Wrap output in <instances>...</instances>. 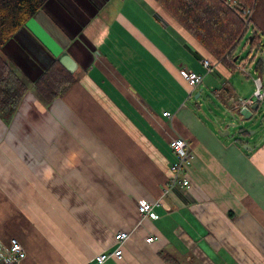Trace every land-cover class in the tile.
<instances>
[{"label":"crops","instance_id":"obj_1","mask_svg":"<svg viewBox=\"0 0 264 264\" xmlns=\"http://www.w3.org/2000/svg\"><path fill=\"white\" fill-rule=\"evenodd\" d=\"M250 23L262 45L243 37L248 54L237 44L221 60L157 0H47L4 43L29 85L0 116V241L20 240L21 264H83L121 229V257L102 264H264V122L239 135L207 111L264 79V0ZM66 54L76 80L44 103L34 82ZM183 67L203 74L199 87ZM174 137L191 145L190 187L165 191ZM141 198L155 203L146 217Z\"/></svg>","mask_w":264,"mask_h":264},{"label":"trees","instance_id":"obj_2","mask_svg":"<svg viewBox=\"0 0 264 264\" xmlns=\"http://www.w3.org/2000/svg\"><path fill=\"white\" fill-rule=\"evenodd\" d=\"M46 1L0 0V116L6 121L13 117L29 85L2 53V47ZM157 1L218 59L234 58L243 37L256 47L262 45L257 30L253 29L251 37L247 34L256 0ZM75 80V73L56 59L34 82L35 91L49 103ZM165 258L169 264H183L175 256L166 254Z\"/></svg>","mask_w":264,"mask_h":264},{"label":"built area","instance_id":"obj_3","mask_svg":"<svg viewBox=\"0 0 264 264\" xmlns=\"http://www.w3.org/2000/svg\"><path fill=\"white\" fill-rule=\"evenodd\" d=\"M245 21L248 20L245 18ZM248 24V23H247ZM249 26V25H248ZM250 27V26H249ZM249 29V28H248ZM202 63L208 72L214 71V65L207 58L202 59ZM180 72L185 76L192 89H195L203 82V74L197 73L191 69L181 68ZM257 89L254 95L250 97H241L232 101L233 106H246L252 104L256 97H262L263 80L261 77L255 78ZM164 115L171 114L170 111H164ZM169 144L176 156L175 161L170 165L171 175L165 185V191L172 187H190L189 179L183 175V170L191 162L193 153L189 140L184 137L171 138ZM161 200V199H159ZM154 202L148 199L141 198L138 201V210L142 217L150 215L153 211ZM128 230L121 229L115 233L117 246L112 251H101L95 253L91 258L86 260L83 264H102L110 257H121L123 251V243L129 238ZM157 236L147 237V241H151ZM26 257V250L23 244L17 237H12L8 244L0 241V260L3 264H21Z\"/></svg>","mask_w":264,"mask_h":264},{"label":"water","instance_id":"obj_4","mask_svg":"<svg viewBox=\"0 0 264 264\" xmlns=\"http://www.w3.org/2000/svg\"><path fill=\"white\" fill-rule=\"evenodd\" d=\"M251 37V35H250ZM237 58V57H236ZM72 59L69 55H63L61 61L65 67L70 71H73L75 64L70 61ZM260 59L264 61V55L262 54ZM262 97L255 99V101L246 106H231L228 108L229 112H226L221 117L227 120L228 127L235 128V132L239 135L243 134L248 130L246 124L264 122V93ZM200 96V92L198 93ZM204 102V100H203ZM229 133V129H227Z\"/></svg>","mask_w":264,"mask_h":264},{"label":"rangeland","instance_id":"obj_5","mask_svg":"<svg viewBox=\"0 0 264 264\" xmlns=\"http://www.w3.org/2000/svg\"><path fill=\"white\" fill-rule=\"evenodd\" d=\"M247 34H250V33H247ZM244 43H245V38L244 39H241L239 42H238V47H239V52H241V54L243 56H246L248 54V49L244 47ZM237 47V48H238ZM256 52V51H255ZM262 77V76H261ZM264 80V79H263ZM216 102V103H215ZM213 103L210 102V106H208V109L207 111L209 112L210 111H214L215 113L217 114H223L224 112H229L228 111V106H225L223 104H219L217 101H215Z\"/></svg>","mask_w":264,"mask_h":264}]
</instances>
